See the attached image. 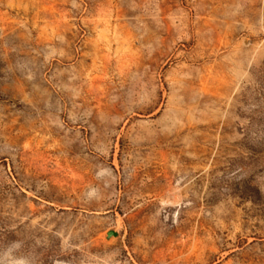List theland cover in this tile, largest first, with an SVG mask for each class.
<instances>
[{
  "label": "rangeland",
  "instance_id": "1",
  "mask_svg": "<svg viewBox=\"0 0 264 264\" xmlns=\"http://www.w3.org/2000/svg\"><path fill=\"white\" fill-rule=\"evenodd\" d=\"M0 264H264V0H0Z\"/></svg>",
  "mask_w": 264,
  "mask_h": 264
}]
</instances>
